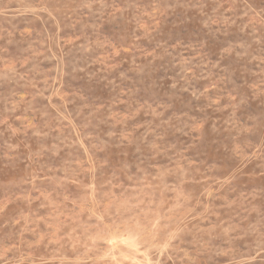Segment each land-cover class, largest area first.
Returning a JSON list of instances; mask_svg holds the SVG:
<instances>
[{
  "label": "rangeland",
  "instance_id": "1",
  "mask_svg": "<svg viewBox=\"0 0 264 264\" xmlns=\"http://www.w3.org/2000/svg\"><path fill=\"white\" fill-rule=\"evenodd\" d=\"M0 264H264V0H0Z\"/></svg>",
  "mask_w": 264,
  "mask_h": 264
}]
</instances>
